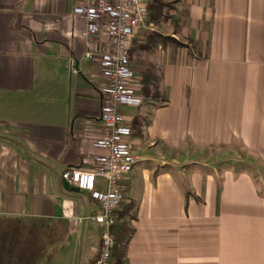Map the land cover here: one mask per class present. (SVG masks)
<instances>
[{
	"label": "crops",
	"instance_id": "0c3cea01",
	"mask_svg": "<svg viewBox=\"0 0 264 264\" xmlns=\"http://www.w3.org/2000/svg\"><path fill=\"white\" fill-rule=\"evenodd\" d=\"M159 1L149 29L185 46L157 53L167 42L153 46L143 29L132 47L134 68L154 67L165 101L120 106L137 164L111 229L118 238L131 207L133 233L113 264H264V0H174L170 14ZM76 4L0 0V216L67 225L43 264H93L106 231L92 195L61 181L108 154L96 143L97 58L109 38L106 27L84 38Z\"/></svg>",
	"mask_w": 264,
	"mask_h": 264
},
{
	"label": "built area",
	"instance_id": "2783aa9c",
	"mask_svg": "<svg viewBox=\"0 0 264 264\" xmlns=\"http://www.w3.org/2000/svg\"><path fill=\"white\" fill-rule=\"evenodd\" d=\"M152 0H77L74 14L86 22L85 39L99 35L106 27L109 47L98 58V73L103 79L99 123L103 137L96 145L108 154L94 159L90 170L69 168L61 181L80 191L89 192L100 210L93 220L105 226L100 255L93 264H113L115 239L111 233L124 202V180L137 164L131 144V122L120 112L124 104L144 102L138 93V73L131 61L132 41L140 30L150 26L149 4ZM91 58L92 54L87 53ZM106 183L105 191L96 189V180Z\"/></svg>",
	"mask_w": 264,
	"mask_h": 264
},
{
	"label": "trees",
	"instance_id": "16d2710c",
	"mask_svg": "<svg viewBox=\"0 0 264 264\" xmlns=\"http://www.w3.org/2000/svg\"><path fill=\"white\" fill-rule=\"evenodd\" d=\"M160 2L152 0L149 4V13L152 12V19H158L161 14V7L164 4L161 5ZM148 40L155 46L158 40L167 42L168 39L155 34L154 36L149 35ZM140 72L142 74L143 98L164 102L159 86V77L154 67L142 64ZM131 211V207H126L120 214L122 222L119 224V234L118 238L115 237L116 243L113 250V255H117L119 258L123 256L133 233L127 223ZM67 235L68 227L64 222L44 218L0 216V264H43L49 249L59 243L66 242Z\"/></svg>",
	"mask_w": 264,
	"mask_h": 264
},
{
	"label": "rangeland",
	"instance_id": "374dc122",
	"mask_svg": "<svg viewBox=\"0 0 264 264\" xmlns=\"http://www.w3.org/2000/svg\"><path fill=\"white\" fill-rule=\"evenodd\" d=\"M166 5H167V8H165V11H166V14H170V10L173 8V5H174V0H168L167 2H166ZM164 27L163 26H159V30H162ZM147 31V30H146ZM143 32L144 33V35H146L147 34V32H149L152 36L153 35H155L156 34V32H158V30L154 27V26H152L150 29H148V31L147 32ZM169 34V33H171V31H168V30H165L164 31V34ZM174 36L172 33L171 34H169L166 38L168 39L167 40V43H166V45H162L161 46V49H159L160 47L158 46L157 48H156V50H157V53H160L161 51H165L166 49H171V47H177V46H179V47H183V46H185V44H184V42H182V41H178V39L176 40L175 38H173L172 36ZM136 39H138L136 36L134 37V39H133V41H132V47L134 46V43L136 42L135 40ZM142 40H145V38L144 39H142ZM140 43V42H139ZM178 47V48H179ZM134 48V47H133ZM166 48V49H165ZM156 50H154V52L156 51ZM138 51V50H137ZM153 52V53H154ZM144 56H147V55H144ZM133 61H134V63H139V57H138V54H137V52H135L134 54H133ZM137 68V69H136ZM135 69H136V71H137V73H139V71H141L140 70V68H138V67H136ZM139 70V71H138ZM141 73V72H140ZM151 102H153L155 105L156 104H159L161 101L160 100H152ZM234 162V161H233ZM230 164V163H229ZM236 164H238V165H241V164H239V163H236ZM227 165V164H226ZM80 257V256H79Z\"/></svg>",
	"mask_w": 264,
	"mask_h": 264
},
{
	"label": "water",
	"instance_id": "95a60500",
	"mask_svg": "<svg viewBox=\"0 0 264 264\" xmlns=\"http://www.w3.org/2000/svg\"><path fill=\"white\" fill-rule=\"evenodd\" d=\"M63 187H64L66 190L73 191V192H79V191H80L78 188L71 187V186H70L68 183H66V182H63Z\"/></svg>",
	"mask_w": 264,
	"mask_h": 264
}]
</instances>
